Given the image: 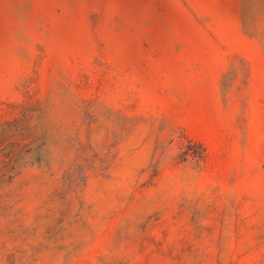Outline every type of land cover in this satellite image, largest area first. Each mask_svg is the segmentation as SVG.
I'll list each match as a JSON object with an SVG mask.
<instances>
[{
  "label": "rangeland",
  "instance_id": "obj_1",
  "mask_svg": "<svg viewBox=\"0 0 264 264\" xmlns=\"http://www.w3.org/2000/svg\"><path fill=\"white\" fill-rule=\"evenodd\" d=\"M0 264H264V0H0Z\"/></svg>",
  "mask_w": 264,
  "mask_h": 264
}]
</instances>
